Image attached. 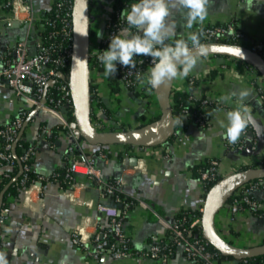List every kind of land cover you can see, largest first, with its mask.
Listing matches in <instances>:
<instances>
[{
    "label": "crops",
    "instance_id": "obj_1",
    "mask_svg": "<svg viewBox=\"0 0 264 264\" xmlns=\"http://www.w3.org/2000/svg\"><path fill=\"white\" fill-rule=\"evenodd\" d=\"M32 23L12 20V12L0 0V50L13 47L18 41L28 39L30 53H35L37 43L45 36L44 19L55 7L56 0H30ZM116 0H92L88 4V53L95 54L103 47L108 22L113 16ZM126 9V8H124ZM123 9V10H124ZM122 10V11H123ZM26 16V13H22ZM181 24L177 31L187 36L189 31L201 32L210 25L232 23L249 37L264 43V3L254 0H210L208 16L203 23H196L191 30ZM89 88L95 91L97 100H90L92 124L100 132L133 130L150 123L161 114L159 88L146 93V77L143 87L131 89L119 80L117 71L109 78L104 68L89 59ZM1 67V63H0ZM258 69V68H257ZM256 66L238 57L228 55H202L194 70L184 79H176L173 91L192 90L196 99L208 98L207 123L200 125L193 116H185L184 126L177 130L172 141L161 132L148 142L137 144L94 145L82 138L81 145L90 155L97 156L96 165L101 179L111 182L120 177L128 165V183L125 196L141 202L128 209L124 228L138 250L150 249L157 240L170 238L169 224L181 214L199 212L204 206L205 189L199 179V169L210 161H219L221 178L246 168L264 167V95L259 88L261 75ZM190 78L196 84L190 88ZM241 88L250 90L246 106L255 125L249 128L247 141L256 148L245 150L229 148L223 137L220 121L224 113L237 106L236 98L227 103L221 97ZM147 94V95H146ZM92 98V96H91ZM220 111L217 112L216 110ZM24 114L25 124L21 132L20 157L33 147L31 163L35 180L23 186L22 172L13 175L15 166L0 160V209L9 208L4 223H0V256L7 264H162L148 256L114 258L110 253L99 259L91 257L88 250L72 242V231L86 221L100 217L99 202L113 203L102 185L85 175L77 180L84 183V190L77 189L76 196L82 202L72 200L65 193L64 183L54 175L64 171L68 164V149L76 144L74 137L63 127L61 118L50 111L37 110L19 97L14 89L0 87V129L19 115ZM2 141L0 139V149ZM17 146V145H16ZM105 153V157L100 153ZM7 175H10L7 177ZM5 179H10L2 186ZM18 187L17 194L5 200L10 185ZM260 209H245L233 213L228 202L217 206L212 226L215 233L238 247L264 244V191L256 193ZM5 201V202H4ZM89 231L92 225H86ZM167 264H203L187 257L182 247H175ZM218 264H241L234 259H222Z\"/></svg>",
    "mask_w": 264,
    "mask_h": 264
},
{
    "label": "built area",
    "instance_id": "obj_2",
    "mask_svg": "<svg viewBox=\"0 0 264 264\" xmlns=\"http://www.w3.org/2000/svg\"><path fill=\"white\" fill-rule=\"evenodd\" d=\"M134 0H123V8L114 9L113 15L115 21L111 18L108 22L107 33L103 38V47L98 51L108 48L110 38L118 34L121 27H125V21L121 18L124 8L130 6ZM91 0H88V4ZM57 12L53 18L47 19L48 27H50L49 35L44 36L37 43L35 53H30L28 39L18 41L13 47L0 50V87H10L15 90L17 95L29 103L35 109L50 111L57 114L61 120L63 127L74 137L76 144L68 149V164L64 177L61 179L60 173L54 175L55 179L65 180L68 185L64 187L66 195L72 200L82 202L81 196H76L77 189L84 190L86 185L77 180L78 175H85L89 179L102 185L103 190L114 197L115 202H99L97 210L104 217L108 224L104 225L100 217L86 221L82 225L74 228L72 231V242L77 246L88 250L92 246V250H88L91 257L99 259L103 254L110 253L114 258L125 256H148L153 259H159L162 264H167L170 258L171 242L178 247H182L188 258L201 262L203 264H218L221 259V253L214 248H210L209 242L203 237L201 227L200 214H188L182 219L169 224L170 238L168 240H157L152 243L149 251L137 250L130 251L129 245L131 238L124 228V220L128 209L140 203L136 198L124 195L123 188L128 183V173L126 171L128 165L125 164L124 173L116 180L104 182L101 179L100 169L97 167V156L88 154L82 147L81 131L75 119H69L66 109L73 106L69 81L60 80L59 73L66 74V68L71 64L73 54V0H56ZM5 6L12 12V20L22 21L23 23H32L34 16L31 12L30 0H6ZM22 13H26L23 16ZM201 42L223 41L231 44H241L254 51L263 44L254 37H249L242 30H239L234 24L210 25L203 29ZM97 52V53H98ZM88 53V58L96 61L98 67H102V63L98 59V54ZM264 56V54H262ZM137 65L135 68L124 66L117 63V73L119 80L131 89H140L144 83H140L137 76L145 78L148 74V68L152 63V57L140 54L137 57ZM143 61V63H141ZM67 75V74H66ZM190 87L196 84L194 78H190ZM259 88L263 93L264 81L261 77ZM57 87L60 91V99H55L50 95L51 87ZM191 98V106L183 109L180 118L185 116H193L200 125H206L205 108L211 104L210 99H196L192 90H189ZM92 101L97 100L95 91H91ZM264 95V94H263ZM25 116L19 115L10 123H7L0 129V139L2 141L0 149V160L16 165L14 150L17 142L20 140L21 132L24 128ZM96 123L93 126L96 127ZM250 126L241 135L240 139L235 143H230L225 139L229 148L245 150L247 148L255 149V144L247 141V133ZM34 154V148L30 147L19 157V163L22 168V183L34 182V167L31 158ZM105 153L101 152L100 156L105 157ZM219 161L214 159L208 165L199 169V179L205 185L208 182L216 183L220 176L218 173ZM10 175H7L9 177ZM34 176V177H32ZM264 191V179L253 180L248 184L239 188L229 199L228 202L232 212L237 213L245 209L258 211L260 203L256 198V193ZM82 200V201H81ZM122 204L120 207L119 204ZM9 214V208L3 206L0 209V223H4ZM92 225L93 230L89 231L86 225ZM246 261V260H242Z\"/></svg>",
    "mask_w": 264,
    "mask_h": 264
},
{
    "label": "clouds",
    "instance_id": "obj_3",
    "mask_svg": "<svg viewBox=\"0 0 264 264\" xmlns=\"http://www.w3.org/2000/svg\"><path fill=\"white\" fill-rule=\"evenodd\" d=\"M256 2L264 3V0ZM209 3L210 0H134L121 13L126 26L110 38L107 49L97 53L104 68L103 75L112 76L117 71V63L135 68V57L143 54L152 57L146 77L150 88L186 78L200 62L204 47L200 41L202 33L189 31L184 37L177 31L181 24L175 17L179 13L182 26L191 30L194 24H202L208 16ZM137 79L145 83L140 75ZM250 94L249 89L241 88L221 97L224 103L232 98L237 102V106L226 111L220 121L223 137L230 143L235 144L250 125H255L245 103ZM183 120L178 122L182 125ZM0 264H7L5 257L0 256Z\"/></svg>",
    "mask_w": 264,
    "mask_h": 264
},
{
    "label": "water",
    "instance_id": "obj_4",
    "mask_svg": "<svg viewBox=\"0 0 264 264\" xmlns=\"http://www.w3.org/2000/svg\"><path fill=\"white\" fill-rule=\"evenodd\" d=\"M88 0H73V54L68 74L71 90L73 112L80 128L81 136L90 144L108 145L116 143L137 144L152 140L161 132H166L169 139L176 132L175 116L172 105L174 80L167 81L159 87L161 114L146 125L124 131L100 132L92 124L90 115L91 91L89 88V58H88ZM202 55H228L241 58L255 65L264 81V56L241 44H231L223 41L201 42ZM61 78H67L59 73ZM14 156L19 157L14 150ZM20 162V161H19ZM21 165V163H20ZM22 168L20 171V175ZM264 179V167L241 170L224 177L214 183L206 192L201 215L203 237L222 255L236 260H247L264 255V244L251 247H238L220 238L212 226L213 213L217 206L229 199L239 188L253 180ZM120 207L122 204H119Z\"/></svg>",
    "mask_w": 264,
    "mask_h": 264
},
{
    "label": "trees",
    "instance_id": "obj_5",
    "mask_svg": "<svg viewBox=\"0 0 264 264\" xmlns=\"http://www.w3.org/2000/svg\"><path fill=\"white\" fill-rule=\"evenodd\" d=\"M90 4H92V0H91V3ZM115 8L116 9L123 8V0H116ZM56 9H57V6L55 5V7L51 11V13L49 15H47V17L44 19L45 25H46L45 36L46 35L48 36L49 35V32H50V27H48V24L46 23L47 22V19L48 18H53L55 16V14L57 12ZM112 19H113V21H115V16L114 15L112 16ZM199 33H202V31L199 32ZM200 41H203V39L201 38V35H200ZM262 44L263 45L261 47H259L257 50H258L259 53L264 54V43H262ZM256 69H257V67H256ZM69 70H70V68L68 66L66 68L67 78H60V80L62 82H65L66 79L68 80ZM257 71H258V74L261 75L258 69H257ZM146 86H147V88H146L145 91H146L147 94H149L153 89L150 88V86H148V85H146ZM190 88H192V87H190ZM49 92H50L49 94L52 95L55 99H60L61 94H60V91H59V89L57 87H55V86L51 87V89H50ZM263 94H264V90H263ZM171 100H172V105H173V110H174V116H175L176 132H175V134L172 137H170L168 139V141H172L176 137L177 130L180 127H183L184 126V122L181 125V123H179L178 121L183 120V119L180 118V115L182 114L183 109L191 106V101H192L191 98H190V93L188 91L182 92V91H177V90H174L172 92ZM65 112L67 113L69 119H75L74 112H73V106H71L68 109H66ZM157 118H158V116L155 119H157ZM155 119H151L150 121L155 120ZM16 149H17V152L18 153L21 151L19 144H17ZM202 167H205V166H202ZM20 168H21V165H20L18 159H16V166H15L14 170L12 171L13 175H17L19 173V171H20ZM65 171H66V169L60 173L61 179L64 177ZM32 177H34V176H32ZM9 180L10 179L3 180L2 186L3 187L6 186V184L8 183ZM61 182L64 183V186H67L68 185V183L65 180H63ZM29 184H30V182L28 181L23 186H28ZM213 184H214V182H208V183H206L204 185L205 194L211 188V186ZM18 187H22V185H17V184L10 185L7 188V191L5 193V200L8 199V194L10 196L11 195L12 196H15L17 194V192H18V190H17ZM6 203H7V201H6ZM6 203H4L3 206H6ZM190 214H192V213H190ZM193 214H200V211L197 212V213H193ZM185 216H188V214H186V213L181 214L178 219H182ZM171 244L172 245L170 246V252H171L170 255H172L174 253L175 247H177L176 244H174L173 242H171ZM209 246H210V248L212 250H214V247L212 245H209ZM128 249L130 251H132V252H137V250H138V249H136L133 246L132 242H130V245H129V248ZM143 251H147V250L145 249ZM221 259H234V258L227 257V256H224V255L221 254ZM234 260H236V259H234ZM236 261H239L241 264H264V255L258 256V257H255V258H250V259H247L246 261H242V260H236Z\"/></svg>",
    "mask_w": 264,
    "mask_h": 264
}]
</instances>
